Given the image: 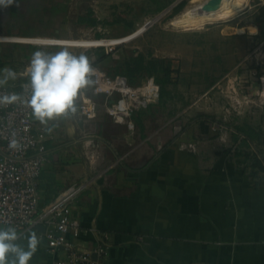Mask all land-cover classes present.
Returning <instances> with one entry per match:
<instances>
[{"label":"crops","instance_id":"0c3cea01","mask_svg":"<svg viewBox=\"0 0 264 264\" xmlns=\"http://www.w3.org/2000/svg\"><path fill=\"white\" fill-rule=\"evenodd\" d=\"M11 37L34 43L75 40ZM5 67L12 69L0 64ZM25 73L17 75L26 80ZM85 96L97 103L96 117L80 113L81 99L75 118L53 122L57 126L47 140L48 160L38 181L43 204L68 186L87 182L73 205L83 225L80 246L90 249L98 234L107 232L109 264H264V168L252 165L249 171L217 144L205 143L195 153L176 143L160 149L172 135L143 132L149 121L144 110L133 115L131 130L107 113L104 94L91 88ZM256 153L264 165V153ZM41 231H17L22 247L31 233L39 240L29 264L53 263Z\"/></svg>","mask_w":264,"mask_h":264},{"label":"rangeland","instance_id":"374dc122","mask_svg":"<svg viewBox=\"0 0 264 264\" xmlns=\"http://www.w3.org/2000/svg\"><path fill=\"white\" fill-rule=\"evenodd\" d=\"M190 1L17 0L0 8V33L75 39L66 40L79 45L70 50L87 55L109 74L124 71L126 62L140 54L165 58L154 77L160 85L162 67L170 62L168 93L161 92L141 109L149 120L142 131L169 132L170 141L160 149L176 143L195 153L205 143L220 145L225 156L251 171L254 154L264 153V39L254 24L264 0H249L224 21L188 30L171 26ZM36 50L37 43H0V64L8 63L18 74L26 72ZM150 77L137 74L132 85H143ZM17 79L24 80L20 75ZM248 131L256 135L249 144L242 138Z\"/></svg>","mask_w":264,"mask_h":264},{"label":"built area","instance_id":"2783aa9c","mask_svg":"<svg viewBox=\"0 0 264 264\" xmlns=\"http://www.w3.org/2000/svg\"><path fill=\"white\" fill-rule=\"evenodd\" d=\"M11 38L0 33V43L19 42ZM92 66L97 80L93 89L106 96L107 113L133 130V115L160 97L161 87L155 77L134 86L122 74H109L98 64ZM26 82L2 87L0 95H23ZM97 111L98 105L92 98L82 97L80 113L83 116L94 118ZM49 138L50 132L43 125H37L24 105H0V227L11 226L24 232L43 226L39 239L45 238L47 250L54 256L52 264H109L107 232H100L90 249L79 243L83 225L73 213V205L86 189V181L68 186L47 204L41 201L38 181L48 160ZM13 140L18 147H10Z\"/></svg>","mask_w":264,"mask_h":264},{"label":"clouds","instance_id":"9594fccd","mask_svg":"<svg viewBox=\"0 0 264 264\" xmlns=\"http://www.w3.org/2000/svg\"><path fill=\"white\" fill-rule=\"evenodd\" d=\"M13 4H17V0H0V8H8ZM76 46L79 45L67 41H38L37 50L32 53L25 73L27 82L23 85L24 94L0 95V105H24L30 110L31 117L48 132L57 126L53 122L75 118L79 112L78 102L88 89L95 88L97 84L94 78L96 69L90 58L70 50ZM48 47L59 50H44ZM16 79L17 73L13 69H0V88ZM10 147H18L17 142L13 140ZM19 239L15 227H0V264H29L39 240L35 233H31L25 248L17 243Z\"/></svg>","mask_w":264,"mask_h":264},{"label":"bare ground","instance_id":"6f19581e","mask_svg":"<svg viewBox=\"0 0 264 264\" xmlns=\"http://www.w3.org/2000/svg\"><path fill=\"white\" fill-rule=\"evenodd\" d=\"M249 0H191L190 5L174 17L170 24L177 29H193L227 20L243 10ZM239 5V6H237ZM170 26V27H171Z\"/></svg>","mask_w":264,"mask_h":264},{"label":"trees","instance_id":"16d2710c","mask_svg":"<svg viewBox=\"0 0 264 264\" xmlns=\"http://www.w3.org/2000/svg\"><path fill=\"white\" fill-rule=\"evenodd\" d=\"M254 24L257 26L259 30V34L264 39V5L259 6V12L255 17ZM166 62L165 58H156V59H146L142 54L136 56L132 60L126 62V67L124 71L115 74H122L128 78L131 84H133V79L137 74L145 75V76H154L155 71H158L161 63ZM164 72V78L160 80L161 82V92L168 93L165 88V84L171 78L172 73V65L168 62L164 67H162ZM245 141L252 140L256 137L255 133L248 131L246 133ZM240 154V153H239ZM246 155L247 153L244 152ZM253 166L264 168L263 162L261 158L257 155H254Z\"/></svg>","mask_w":264,"mask_h":264},{"label":"water","instance_id":"95a60500","mask_svg":"<svg viewBox=\"0 0 264 264\" xmlns=\"http://www.w3.org/2000/svg\"><path fill=\"white\" fill-rule=\"evenodd\" d=\"M147 24H149V22H148ZM40 228H41L42 230H44V227H43V226H40Z\"/></svg>","mask_w":264,"mask_h":264}]
</instances>
